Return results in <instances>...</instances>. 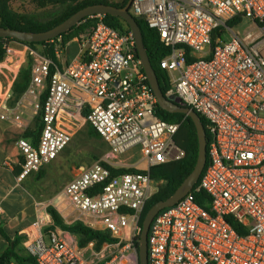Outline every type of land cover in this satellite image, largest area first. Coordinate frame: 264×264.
<instances>
[{"label":"built area","instance_id":"obj_1","mask_svg":"<svg viewBox=\"0 0 264 264\" xmlns=\"http://www.w3.org/2000/svg\"><path fill=\"white\" fill-rule=\"evenodd\" d=\"M130 12L144 16L171 50L160 62L170 79L167 96L204 117L211 135L199 186L151 225L149 264H264V0H133ZM90 18L95 23L76 38L74 60L59 62L68 43L58 37L49 43L56 63L44 54L47 46L15 41L6 44L0 63L7 74L0 79V121L22 132L18 184L54 162L87 124L110 147L103 161L64 186L61 205L67 218L116 242L102 252L94 242L81 247L74 237L49 230L51 218L38 208L23 232L35 264H139L140 217L155 192L150 170L186 156L175 142L180 125L157 115L134 34L108 26L104 16ZM28 60L30 82L16 97L14 84ZM38 116L34 143L25 134ZM134 148L146 172L114 176L113 162ZM199 191L208 194L209 209L196 202Z\"/></svg>","mask_w":264,"mask_h":264},{"label":"trees","instance_id":"obj_2","mask_svg":"<svg viewBox=\"0 0 264 264\" xmlns=\"http://www.w3.org/2000/svg\"><path fill=\"white\" fill-rule=\"evenodd\" d=\"M46 1L51 2L52 4H64L67 3L68 1L69 2L71 1L72 4L69 9V12H67V14L64 15L61 19H59L58 21H54L52 23L42 24L35 22L26 15L16 12L12 8V0H0V27L20 30V31H27V32H43L54 28L55 26L59 25L60 23L68 19L70 16H72L73 14H75L76 12L87 6L96 5V4H106L118 8H124L129 2V0H126L124 3L121 4H110L108 2H98L96 0H46ZM104 22L108 26L116 30H119L122 33L131 32V29L127 25V23L119 17L106 15L104 16ZM94 23L95 20L91 18L84 19L81 23L73 27L70 31L61 35L63 43L65 44L72 41L73 39L78 38L82 33H84L86 30L92 27ZM138 23L142 31L143 42L147 49L150 61L158 75L161 90L164 93V95H167L170 89V79L167 72L161 69L160 62L166 56H168L171 50L161 42L159 33L156 29L149 27V25L145 20H140ZM10 41L25 43L11 38H0V63L4 60L6 56V44ZM50 42L51 41L43 42V43H25V44H29L36 49L47 46V48L43 51L44 54H46L56 63V57L54 54L53 47L52 45H49ZM187 53L189 55L190 53L189 49H187ZM192 60L193 58L188 56V61H192ZM30 64H31L30 60H28L27 63L22 68L14 84L13 91L16 97H19L29 85L31 78ZM52 72H54L53 68H52ZM46 96L47 95H45L42 98L43 102L46 100ZM157 115L159 118H161L167 123L180 125L179 132L175 137V142L186 152V156L181 161L158 166V167H153L150 170V175L154 183L161 182L164 185L159 189L157 193H154L152 198L146 204L140 217L141 227L143 226V221L148 211L151 209V207L154 206L157 202L161 200H166L167 198L172 196L176 192V190L181 186L184 180L192 173V171L196 166L199 155V140L197 135V129L194 122L189 117H186L184 114L181 113H169L163 110L162 108H160L159 106H157ZM200 120L206 129L207 143L209 147L211 141V135L207 129V121L202 116H200ZM41 125H42L41 116H38L34 128L28 131L25 134V136L32 137L34 143H37V139L39 137V131H41ZM184 127L186 129V132L183 138V136L181 137L179 134ZM89 133L91 136L94 137L100 136L97 130L93 126L89 130ZM110 169L114 176L125 173L146 172L135 169L117 170V169H112L111 167ZM199 183L200 181L196 184V188L199 186ZM195 198L198 204H200L206 209H209L210 198L205 191H199L195 193ZM48 214L51 216L53 220V225L49 228V230L53 231L56 229H60L63 232L78 236L79 237L78 242L81 247H85L89 243L94 242L96 248H100L102 245L116 242V239H113L108 233L94 230L80 221H76L71 224L66 223L64 218L58 212V210L54 207L48 208ZM228 221L236 231H238L240 234L243 233L241 227L237 223H235L231 219H229ZM139 240H140V236H138L135 240V246L138 250H139ZM11 256H12V252L7 251L0 259V264H6V263L8 264ZM34 264H35V260H34Z\"/></svg>","mask_w":264,"mask_h":264},{"label":"rangeland","instance_id":"obj_3","mask_svg":"<svg viewBox=\"0 0 264 264\" xmlns=\"http://www.w3.org/2000/svg\"><path fill=\"white\" fill-rule=\"evenodd\" d=\"M98 2H108L110 4H121L126 0H96ZM72 2L68 1L64 4H52L45 0H12V8L23 15L28 16L35 22L48 24L54 21H58L64 15L69 12ZM249 22L242 24L238 27V30L243 31ZM39 49H42L40 47ZM66 54L62 56L59 62L65 64ZM2 69V68H1ZM0 69V70H1ZM3 73H2V72ZM0 71V79L6 81L5 70ZM92 128L90 124L82 127L77 135L75 136L73 142L59 155L56 163L44 167L41 171L36 174V185L37 188L34 189V198L36 200L37 208L43 209L48 214L49 207H56L63 209V205H59L62 200V193L64 186L67 182L78 175L85 167L97 161H103L110 153V147L108 143L101 137L91 136L89 130ZM186 132L185 127L181 130L180 136L184 138ZM139 148H134L118 159H116L111 166L112 169H124V170H145V162L143 161L142 153ZM60 164V165H59ZM163 183H155V192L157 193ZM61 196V197H60ZM49 215V214H48ZM62 216V215H61ZM51 218V216L49 215ZM63 217V216H62ZM43 218L46 219L45 215ZM52 219V218H51ZM66 223H74L72 220H66ZM53 221V220H52ZM60 233V229H56ZM67 237L71 238L75 235L70 233L66 234ZM79 241V237L76 236ZM106 245H102L100 248H96L97 252H102L105 250ZM103 255H107L103 254Z\"/></svg>","mask_w":264,"mask_h":264},{"label":"water","instance_id":"obj_4","mask_svg":"<svg viewBox=\"0 0 264 264\" xmlns=\"http://www.w3.org/2000/svg\"><path fill=\"white\" fill-rule=\"evenodd\" d=\"M132 3L133 0H129L124 8H118L106 4L87 6L54 28L43 32H27L0 27V38H11L25 43L49 42L55 38L61 37V35L70 31L84 19L99 15L119 17L127 23L131 32L135 36L137 52L148 77L150 87L157 98L158 106L169 113L184 114L194 122L199 140V155L194 170L172 196L166 200H161L152 206L143 221L138 250L139 264H149L148 239L151 225L160 212L177 204L181 199L188 195L199 182L208 162V143L206 129L200 120V116L195 111L184 106L180 98L176 96H167L162 92L158 75L150 61L147 49L143 42L142 31L138 23L140 20H145V18L144 16L134 17L131 14L130 9Z\"/></svg>","mask_w":264,"mask_h":264},{"label":"crops","instance_id":"obj_5","mask_svg":"<svg viewBox=\"0 0 264 264\" xmlns=\"http://www.w3.org/2000/svg\"><path fill=\"white\" fill-rule=\"evenodd\" d=\"M78 53V40L73 39L67 44L66 61L76 59ZM21 136V131L0 121V205L3 208L0 215V259L7 251H11L12 256L8 264H34V259L25 249L23 232L34 222L38 213L33 192L37 188L35 181L37 173L27 177L21 184L17 183L23 165V157L17 148V141ZM58 158L51 164L56 163ZM49 165L45 167L48 168ZM62 202L63 199L59 203L60 206ZM55 208L63 218L75 222L73 218H67L64 214V207L58 208L56 204ZM51 222L53 223L52 219ZM62 234L67 236L68 233ZM74 238L77 240L76 235Z\"/></svg>","mask_w":264,"mask_h":264}]
</instances>
